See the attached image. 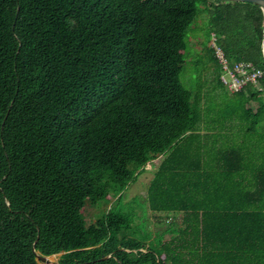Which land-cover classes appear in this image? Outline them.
<instances>
[{
    "label": "trees",
    "instance_id": "16d2710c",
    "mask_svg": "<svg viewBox=\"0 0 264 264\" xmlns=\"http://www.w3.org/2000/svg\"><path fill=\"white\" fill-rule=\"evenodd\" d=\"M200 7L229 60L264 70V14L248 2L0 0V264H264V78L222 118L184 87ZM206 117L256 118L255 190L186 166ZM152 161L148 208L176 218L155 235L123 206ZM113 195L87 225L86 203Z\"/></svg>",
    "mask_w": 264,
    "mask_h": 264
},
{
    "label": "rangeland",
    "instance_id": "374dc122",
    "mask_svg": "<svg viewBox=\"0 0 264 264\" xmlns=\"http://www.w3.org/2000/svg\"><path fill=\"white\" fill-rule=\"evenodd\" d=\"M201 8V7H200ZM200 10L196 30L189 31L186 38V60L181 73V80L184 87L196 94L200 89H204V95H207L208 103L211 108H215V117H228L226 112L234 107H241L243 102L238 94L229 92L221 83V70L215 63L214 53L211 48L212 39L208 35V15ZM196 23L192 26L195 27ZM213 35V34H212ZM206 106V104H205ZM249 106L256 109V104L250 102ZM231 117V115L229 116ZM156 163L152 162L149 166L140 172L135 182L130 184L123 192L124 210L137 215L136 223L144 217L147 222V230L152 234H159L166 231L170 224L176 222V218L169 217L165 213L152 212L147 204V191L154 173L157 170ZM118 196L113 195L109 204L92 205L86 203L84 217L87 225H92L112 207L116 206ZM136 200V201H135ZM129 211V212H130ZM61 254L51 257L54 263L59 262Z\"/></svg>",
    "mask_w": 264,
    "mask_h": 264
},
{
    "label": "crops",
    "instance_id": "0c3cea01",
    "mask_svg": "<svg viewBox=\"0 0 264 264\" xmlns=\"http://www.w3.org/2000/svg\"><path fill=\"white\" fill-rule=\"evenodd\" d=\"M254 123L256 118L244 120L203 118L201 126L195 133L197 137L193 140L190 153L183 156L184 160L187 159L186 166L196 171L195 167L201 166L207 174L212 175L233 171L237 174L234 182L255 190L256 125ZM159 160L162 161V158ZM154 163L159 166L158 162ZM255 200V196L252 198L243 196L238 201L235 200L234 204H253Z\"/></svg>",
    "mask_w": 264,
    "mask_h": 264
},
{
    "label": "built area",
    "instance_id": "2783aa9c",
    "mask_svg": "<svg viewBox=\"0 0 264 264\" xmlns=\"http://www.w3.org/2000/svg\"><path fill=\"white\" fill-rule=\"evenodd\" d=\"M211 48L221 67V82L229 92L238 93L250 86L261 90L260 82L264 78L263 69L251 62L229 60L214 34L212 35Z\"/></svg>",
    "mask_w": 264,
    "mask_h": 264
},
{
    "label": "water",
    "instance_id": "95a60500",
    "mask_svg": "<svg viewBox=\"0 0 264 264\" xmlns=\"http://www.w3.org/2000/svg\"><path fill=\"white\" fill-rule=\"evenodd\" d=\"M227 1H232V2H248L254 5L259 6L264 14V0H227ZM262 51H263V57H264V29H263V42H262ZM33 250L35 251V245L33 246ZM56 255L53 256H42L37 254V260L41 263V264H59L54 263L51 261V257H54ZM111 257V255H109L108 257L104 258L103 260L109 259Z\"/></svg>",
    "mask_w": 264,
    "mask_h": 264
}]
</instances>
